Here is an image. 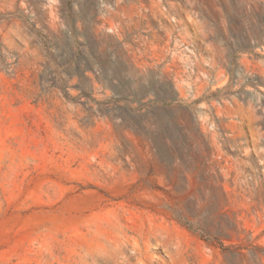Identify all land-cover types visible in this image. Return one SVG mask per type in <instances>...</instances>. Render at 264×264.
<instances>
[{
    "label": "rangeland",
    "instance_id": "obj_1",
    "mask_svg": "<svg viewBox=\"0 0 264 264\" xmlns=\"http://www.w3.org/2000/svg\"><path fill=\"white\" fill-rule=\"evenodd\" d=\"M0 264H264V0H0Z\"/></svg>",
    "mask_w": 264,
    "mask_h": 264
},
{
    "label": "trees",
    "instance_id": "obj_2",
    "mask_svg": "<svg viewBox=\"0 0 264 264\" xmlns=\"http://www.w3.org/2000/svg\"><path fill=\"white\" fill-rule=\"evenodd\" d=\"M183 226H184L185 228L189 229V226H190V225H189V223L184 222V223H183Z\"/></svg>",
    "mask_w": 264,
    "mask_h": 264
}]
</instances>
